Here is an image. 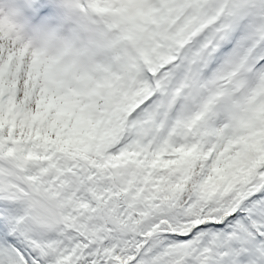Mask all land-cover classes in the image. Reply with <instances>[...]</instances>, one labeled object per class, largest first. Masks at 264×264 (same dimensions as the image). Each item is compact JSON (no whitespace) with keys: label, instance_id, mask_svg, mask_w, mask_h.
Segmentation results:
<instances>
[{"label":"snow or ice","instance_id":"obj_1","mask_svg":"<svg viewBox=\"0 0 264 264\" xmlns=\"http://www.w3.org/2000/svg\"><path fill=\"white\" fill-rule=\"evenodd\" d=\"M0 264H264V0H0Z\"/></svg>","mask_w":264,"mask_h":264}]
</instances>
